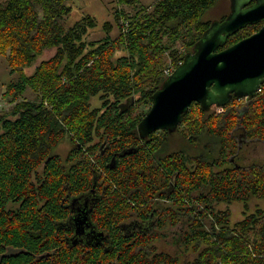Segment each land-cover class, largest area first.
Returning a JSON list of instances; mask_svg holds the SVG:
<instances>
[{"label": "trees", "instance_id": "16d2710c", "mask_svg": "<svg viewBox=\"0 0 264 264\" xmlns=\"http://www.w3.org/2000/svg\"><path fill=\"white\" fill-rule=\"evenodd\" d=\"M222 1L116 0L118 34L89 40L96 18L75 19L72 0H0V62L13 77L0 94L11 106L0 115V264H264V210L249 207L264 202V162L244 163L240 148L264 144V84L223 108L192 103L174 132L137 129ZM91 194L102 246L68 224L70 202Z\"/></svg>", "mask_w": 264, "mask_h": 264}, {"label": "water", "instance_id": "95a60500", "mask_svg": "<svg viewBox=\"0 0 264 264\" xmlns=\"http://www.w3.org/2000/svg\"><path fill=\"white\" fill-rule=\"evenodd\" d=\"M229 2L225 19L210 23L193 50L152 95L150 108L137 127L141 138L177 130L192 103L209 111L225 107L233 98H254L260 91L264 84V26L232 46H224L230 36L264 19V0ZM78 233L76 227L75 234L80 236Z\"/></svg>", "mask_w": 264, "mask_h": 264}, {"label": "rangeland", "instance_id": "374dc122", "mask_svg": "<svg viewBox=\"0 0 264 264\" xmlns=\"http://www.w3.org/2000/svg\"><path fill=\"white\" fill-rule=\"evenodd\" d=\"M156 0H142V2L146 5L153 3ZM72 14L75 19L82 17L84 15H91L96 18V27L90 29L88 32L89 40H97L99 38L105 37L107 34L111 38H114L118 34L117 27L115 26L114 12L115 10H119V6L116 3V0H72ZM230 11V2L229 0H223L220 6L209 13L206 14L205 19L213 21H220V17L223 14H228ZM74 20H72L73 22ZM105 24H109L112 27L107 31L104 27ZM53 54V51L44 52L39 60L48 59ZM39 61H37L38 63ZM36 63V64H37ZM33 68L28 71V74L32 73ZM13 77L8 74L7 68L3 62H0V94L3 92L5 85L12 80ZM27 99H32L33 96L31 93H27L25 96ZM245 100V99H243ZM101 105V100L99 95L91 98L90 107L91 109L98 108ZM11 106L5 102L0 97V115L6 113ZM241 143L240 148H243L241 156L244 158L242 161L245 163L246 161L250 162H264V144L260 142H251L246 144L245 146ZM67 145V141H65L60 147V152L62 155H65L66 152L69 151L70 148ZM250 210H254L256 207H259L264 210V202L259 200H252L250 202ZM224 208V207H222ZM230 211L232 213L231 221L235 222L242 218V206L240 204L230 205Z\"/></svg>", "mask_w": 264, "mask_h": 264}, {"label": "flooded vegetation", "instance_id": "af4514ba", "mask_svg": "<svg viewBox=\"0 0 264 264\" xmlns=\"http://www.w3.org/2000/svg\"><path fill=\"white\" fill-rule=\"evenodd\" d=\"M263 26L264 24L260 26V28ZM99 200L100 199L97 198L95 194H91L89 196H78L70 202L71 208L74 210V213L72 214V217L69 218L68 224L71 227L73 226V228L75 227V229L76 227H78V234H80V237L82 239L85 238L84 240L86 241V245L95 243V245L102 246L104 245L103 243H107L108 241L106 240L107 236L104 234V232L94 229L92 219L90 217L92 208L98 203ZM86 234H88V238H86ZM98 234L102 235L99 236ZM71 239L72 238H70V240Z\"/></svg>", "mask_w": 264, "mask_h": 264}, {"label": "built area", "instance_id": "2783aa9c", "mask_svg": "<svg viewBox=\"0 0 264 264\" xmlns=\"http://www.w3.org/2000/svg\"><path fill=\"white\" fill-rule=\"evenodd\" d=\"M173 70H166L165 73L167 76H169L172 73Z\"/></svg>", "mask_w": 264, "mask_h": 264}, {"label": "bare ground", "instance_id": "6f19581e", "mask_svg": "<svg viewBox=\"0 0 264 264\" xmlns=\"http://www.w3.org/2000/svg\"><path fill=\"white\" fill-rule=\"evenodd\" d=\"M5 255H6V253H5Z\"/></svg>", "mask_w": 264, "mask_h": 264}]
</instances>
